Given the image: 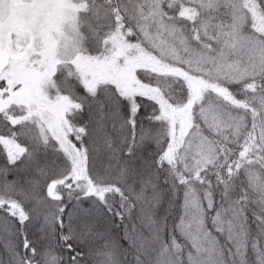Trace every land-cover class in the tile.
I'll return each mask as SVG.
<instances>
[{
  "label": "snow or ice",
  "instance_id": "snow-or-ice-1",
  "mask_svg": "<svg viewBox=\"0 0 264 264\" xmlns=\"http://www.w3.org/2000/svg\"><path fill=\"white\" fill-rule=\"evenodd\" d=\"M0 264H264V0H0Z\"/></svg>",
  "mask_w": 264,
  "mask_h": 264
}]
</instances>
